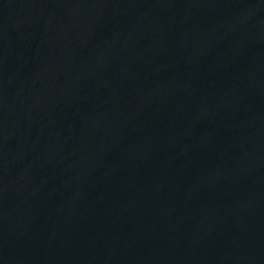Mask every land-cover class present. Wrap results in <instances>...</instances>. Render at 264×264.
<instances>
[{"label": "water", "instance_id": "obj_1", "mask_svg": "<svg viewBox=\"0 0 264 264\" xmlns=\"http://www.w3.org/2000/svg\"><path fill=\"white\" fill-rule=\"evenodd\" d=\"M0 264H264V0H0Z\"/></svg>", "mask_w": 264, "mask_h": 264}]
</instances>
